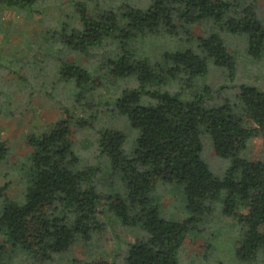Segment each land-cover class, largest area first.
<instances>
[{
    "label": "trees",
    "instance_id": "16d2710c",
    "mask_svg": "<svg viewBox=\"0 0 264 264\" xmlns=\"http://www.w3.org/2000/svg\"><path fill=\"white\" fill-rule=\"evenodd\" d=\"M38 1L0 0V9L36 12ZM77 8L80 28L51 30L43 41L49 37L69 52L93 56L97 67L92 72L76 63L59 65L56 79L67 84L72 106L59 103L58 119L36 124L26 138L28 152L12 167L22 172L21 195H6L10 182L0 186V202L5 201L0 264H58L78 243L86 244L89 254L83 260L72 258V264H117L119 259L124 264H182L180 252L190 233L201 229L222 194V214L241 227L237 258L255 259L264 249V160L247 152L253 140L264 139V91L243 85L234 103L209 108L204 97L215 94L209 85L189 100L166 89L171 82L197 88L211 67L235 70L221 32L247 35L250 55H262L264 26L253 0H152L147 10L125 7L97 14H89L86 4ZM203 22L219 32L196 37L191 31ZM180 33L188 34L185 47L158 52L156 62L135 54L134 43ZM43 78L42 83L24 78L13 97L43 91L49 80ZM25 83L34 87L27 91ZM104 106L133 131L130 137L111 124L98 127L94 139L95 156L108 160L109 181L123 185L122 196L108 197L99 190L100 168L85 163L75 150L77 131L94 129ZM204 134L216 154L231 161L222 178L202 160ZM8 152L0 142V161L9 158ZM158 183L184 186L187 220L161 215L153 196ZM108 227L117 250L96 254L95 241ZM137 228L140 238H124L125 230Z\"/></svg>",
    "mask_w": 264,
    "mask_h": 264
},
{
    "label": "rangeland",
    "instance_id": "374dc122",
    "mask_svg": "<svg viewBox=\"0 0 264 264\" xmlns=\"http://www.w3.org/2000/svg\"><path fill=\"white\" fill-rule=\"evenodd\" d=\"M253 3L257 17L264 26V0H253ZM58 4L61 10H52L51 7L57 8ZM79 4H86L89 14H97L103 11L117 12L125 7L147 10L152 5V0H39L35 6L36 12L19 8L0 9V142L4 143L9 151V158L0 161V186L7 182L11 183L6 195L12 199H15L14 196L18 198L22 193L19 182L22 172L12 167L17 161L23 160L28 152L26 138L36 124L42 125L58 119L61 111L59 103L72 106L67 84L56 79L59 65L61 62L76 63L92 72L97 67L93 56L86 57L83 54L69 52L61 48L57 42L53 40L51 42L49 37L43 41L42 35L46 37L51 30L61 33L63 30L71 32L80 28L81 13L77 10ZM214 31L219 32L212 23L203 22L194 26L191 33L197 37ZM221 36L235 60V70L211 67L207 76L198 82L197 88L191 90L183 84L171 82L166 89L172 93H181L189 100L194 97V93L209 85L215 92L212 96L204 97V103H208L209 108L221 106L225 102L234 103L243 85H255L264 91V51L259 58L250 55L249 38L245 34L225 31L221 32ZM187 38L188 34L185 33L155 38L152 41L134 43L133 49L137 57L149 58L156 62L159 60L158 52L183 49ZM47 49L50 51L47 52ZM12 73H16L18 78ZM36 74H40L41 78L36 79L34 77ZM43 76L49 79L43 91L36 92L32 97L26 92L13 97V93L23 87L24 78L28 82L35 80L42 83ZM32 87L34 84L25 83V90L30 91ZM123 87L124 84L121 85V88ZM115 89L119 91L118 88ZM103 108L94 129L87 127L77 131L75 150L85 163L100 168L96 179L99 190L108 197L122 196L123 185L118 180H114L113 183L109 181L111 167L108 160L95 156L94 139L98 127H107L111 124L130 137L133 131L122 116L111 115L107 111L110 110L109 106ZM202 141V160L215 177L222 178L230 168V159L221 158L216 154L208 134L202 136ZM129 147L130 144H127L126 148ZM247 156L264 160L263 138L250 143ZM153 196L165 219L181 222L189 218L184 186L158 183ZM224 201L225 195L222 194L214 203L210 217L202 221L201 229L190 233L180 252L182 264H264V249L253 260L241 261L237 258L236 244L240 240L241 227L236 220L222 214ZM4 202V200L0 202L1 209ZM114 227L123 232L116 222ZM123 234L128 240L142 236L138 228L125 230ZM114 240L116 239L112 237L111 229L108 227L107 232L95 241L94 253L97 254L99 250L110 253L117 250ZM87 249L86 244L78 243L70 254L60 259L58 264H72V258L86 259L89 254ZM99 253L101 254L100 251ZM116 263L124 264V261L119 259Z\"/></svg>",
    "mask_w": 264,
    "mask_h": 264
}]
</instances>
